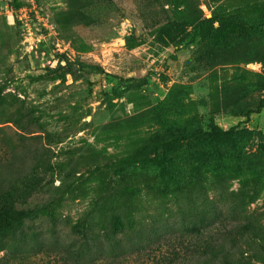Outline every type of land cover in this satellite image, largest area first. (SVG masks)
<instances>
[{
    "label": "rangeland",
    "instance_id": "rangeland-1",
    "mask_svg": "<svg viewBox=\"0 0 264 264\" xmlns=\"http://www.w3.org/2000/svg\"><path fill=\"white\" fill-rule=\"evenodd\" d=\"M21 1L12 17L13 0H0V88L23 101L24 113L11 96L0 109V177L43 179L33 202L52 209L41 233L50 214L64 238L65 222L109 225L120 216L127 236L117 264H194L204 215L203 237L225 246L240 227L264 237V107L247 119L217 98L236 75H263L261 64L211 68L204 43L183 27L182 0ZM195 1L211 19L214 4ZM168 24L173 42L163 48L156 32ZM262 99L245 102L255 109ZM211 120L236 134L118 170L156 135ZM166 167L179 183L163 177ZM259 252L238 264H264Z\"/></svg>",
    "mask_w": 264,
    "mask_h": 264
},
{
    "label": "trees",
    "instance_id": "trees-1",
    "mask_svg": "<svg viewBox=\"0 0 264 264\" xmlns=\"http://www.w3.org/2000/svg\"><path fill=\"white\" fill-rule=\"evenodd\" d=\"M182 1L187 8L183 27L192 28L195 38L204 43L211 68L233 63H259L264 69V1L234 0L238 2L237 6L227 10L224 3L220 4L224 0H209L215 6L211 19L202 18L197 1ZM24 6L21 0H13L14 11ZM172 33L171 24L158 29L156 37L161 40V47L172 45ZM234 83H223L218 88L217 98L224 108L233 109L247 119L260 113L264 99L257 103L255 109L245 101L255 93H264V74L236 75ZM4 93L5 88H0V109L10 101L11 96L13 103L21 104L15 113L23 116V101ZM235 134L236 127L225 131L213 120L208 128L185 126L176 132L169 129L156 135L147 149L119 161L118 170L152 165L161 156L178 153L184 146L213 145ZM179 176L169 167H166L163 175L178 183ZM42 182L39 175L12 183L0 177V264H117V250L123 247L127 236L125 223L120 216L115 217L109 225H98L90 218L75 225L65 222L69 232L64 238L58 231V219L50 214L47 217L51 225L48 234L38 230L39 223L45 221L43 216L52 209V203L44 205L33 202L36 195L43 193ZM206 223L207 217L204 215L200 221L203 231H199L204 246L202 259L199 258L194 264H238L256 249L264 256V246L261 245L264 237L259 231L240 227L229 239V246H225L211 237H203Z\"/></svg>",
    "mask_w": 264,
    "mask_h": 264
},
{
    "label": "built area",
    "instance_id": "built-area-1",
    "mask_svg": "<svg viewBox=\"0 0 264 264\" xmlns=\"http://www.w3.org/2000/svg\"><path fill=\"white\" fill-rule=\"evenodd\" d=\"M22 12H23V8L21 9V10H18V11H13L12 10V13H11V15H12V17H14V15H16V14H22ZM22 18V16H20V19Z\"/></svg>",
    "mask_w": 264,
    "mask_h": 264
}]
</instances>
